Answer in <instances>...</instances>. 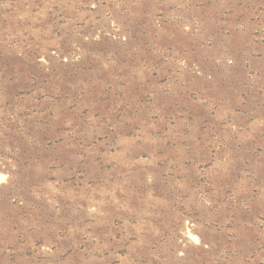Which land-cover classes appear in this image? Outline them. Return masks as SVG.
<instances>
[{"label": "rangeland", "instance_id": "rangeland-1", "mask_svg": "<svg viewBox=\"0 0 264 264\" xmlns=\"http://www.w3.org/2000/svg\"><path fill=\"white\" fill-rule=\"evenodd\" d=\"M0 264H264V0H0Z\"/></svg>", "mask_w": 264, "mask_h": 264}]
</instances>
